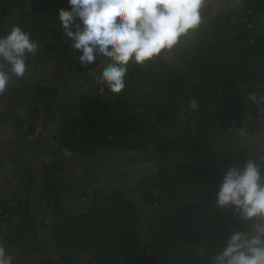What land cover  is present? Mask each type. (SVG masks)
<instances>
[{
  "label": "trees",
  "instance_id": "1",
  "mask_svg": "<svg viewBox=\"0 0 264 264\" xmlns=\"http://www.w3.org/2000/svg\"><path fill=\"white\" fill-rule=\"evenodd\" d=\"M235 1L231 12L202 6L195 29L129 62L113 93L93 78L106 59L82 64L65 35L67 0H0V36L15 26L37 45L0 91V128L17 130L19 147L42 117L54 123L29 142L44 159L34 175L0 192L11 264H212L229 231L258 222L215 205L228 167L251 159L264 177V0Z\"/></svg>",
  "mask_w": 264,
  "mask_h": 264
},
{
  "label": "clouds",
  "instance_id": "2",
  "mask_svg": "<svg viewBox=\"0 0 264 264\" xmlns=\"http://www.w3.org/2000/svg\"><path fill=\"white\" fill-rule=\"evenodd\" d=\"M58 19L77 50L82 64H92L97 54L108 62L100 74L101 85L113 93L124 87L129 62L142 64L170 50L178 39L201 22L204 0H67ZM36 43L18 27L0 36V91L9 74L20 76L26 54ZM7 66V70H5ZM218 209L231 208L241 220H257L250 230L229 231L212 264H264V177L260 165L249 159L242 167L230 166L222 174L216 194ZM0 264L11 257L0 247Z\"/></svg>",
  "mask_w": 264,
  "mask_h": 264
},
{
  "label": "rangeland",
  "instance_id": "3",
  "mask_svg": "<svg viewBox=\"0 0 264 264\" xmlns=\"http://www.w3.org/2000/svg\"><path fill=\"white\" fill-rule=\"evenodd\" d=\"M239 5L235 0H208L207 3L203 4L204 6H209L212 7V12L216 13V10L219 12L220 10H223L224 12H227L228 10L231 12L233 11V8H235V6ZM14 8H10L8 13H12ZM102 65H105L104 63H102ZM101 67V66H100ZM105 67V66H103ZM94 79L98 80L100 78V76L98 75H94L93 76ZM15 80H17V78L12 77L11 74L9 75V80L7 85L9 84H14ZM75 86V83H74ZM260 94H257L256 97L259 98ZM7 105H9V99H8V95L5 93L3 95L0 96V112L2 114H4L6 111H8ZM1 114V116H3ZM51 118H49L46 122H45V117H42V119H40L39 121H37L36 123V129L34 130V135H29L25 138L22 139L23 144L21 146L18 147V134L19 132L17 130L13 131L12 129H7V131H5L6 129H1L0 128V140H3L2 143H0L1 146V152H0V192H2L3 195H12V190L13 188H16L18 186V184H23L22 181L18 182V178L20 177L21 179L26 177V176H30V175H34V172L39 168V165L44 162V159L41 157V153L39 152V150L37 149V147H31L30 145V141L32 140L33 137L36 136V139L38 140H44L46 138L50 137V130L49 128L52 127L51 124H54L53 122H49ZM53 120V119H51ZM36 122V121H35ZM33 122V123H35ZM44 122V123H43ZM49 122V123H48ZM3 138L7 139L4 140ZM22 149H26L24 153L22 152ZM5 151L9 152V153H17V155L22 154L25 160V164L22 163H15V161L11 160V161H4V157L3 155H1L2 153H4ZM202 155V154H201ZM2 156V157H1ZM191 160H199L202 161V157L200 156H195L194 158H192ZM205 161V159H204ZM203 161V162H204ZM145 164V163H143ZM20 168H18L19 166ZM142 165V164H139ZM137 166L134 165V167ZM147 166V165H146ZM130 167V166H129ZM143 168L141 166H138V168ZM124 170H129L128 168H123ZM69 179H74V175L70 174L68 175ZM5 178H9V179H5ZM5 182H10V185H5ZM94 183V182H93ZM95 186V183L92 185ZM76 196V195H75ZM74 199V195H70L69 196V201ZM67 201V202H69Z\"/></svg>",
  "mask_w": 264,
  "mask_h": 264
}]
</instances>
